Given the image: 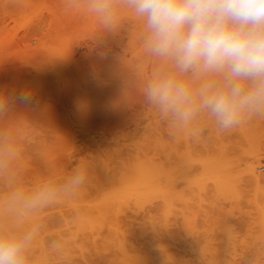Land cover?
I'll return each instance as SVG.
<instances>
[{"label": "rangeland", "instance_id": "rangeland-1", "mask_svg": "<svg viewBox=\"0 0 264 264\" xmlns=\"http://www.w3.org/2000/svg\"><path fill=\"white\" fill-rule=\"evenodd\" d=\"M161 80L188 90L187 120L149 100ZM236 84L264 93V79L155 55L127 0L103 16L92 0H0V238L21 243L23 264H264V172L250 174L264 104L226 131L203 107ZM142 193L153 201H131Z\"/></svg>", "mask_w": 264, "mask_h": 264}, {"label": "clouds", "instance_id": "clouds-1", "mask_svg": "<svg viewBox=\"0 0 264 264\" xmlns=\"http://www.w3.org/2000/svg\"><path fill=\"white\" fill-rule=\"evenodd\" d=\"M135 14L146 21L151 51L171 58L183 70H227L232 78L264 79V0H127ZM92 11L106 15L109 0H92ZM148 98L178 120L191 112L189 92L172 80L149 85ZM27 101L29 96L22 94ZM264 104V93L242 94L232 87L231 95H206L203 107L216 118L221 130L238 122L240 108ZM3 105L0 104V107ZM86 174L74 182L82 184ZM0 264H23L22 245L0 238Z\"/></svg>", "mask_w": 264, "mask_h": 264}, {"label": "bare ground", "instance_id": "bare-ground-1", "mask_svg": "<svg viewBox=\"0 0 264 264\" xmlns=\"http://www.w3.org/2000/svg\"><path fill=\"white\" fill-rule=\"evenodd\" d=\"M153 62H154V61H153ZM153 71H154V69H153ZM71 72H72V71H71ZM71 77H72V76H71ZM152 77H153V76H152ZM151 79H152V78H151ZM153 80H154V78H153ZM155 81H156V80H155ZM153 82H154V81H153ZM66 84H67V83H66ZM69 84H70V83H69ZM68 88H69V87H68ZM66 97L69 98L68 95H67ZM200 105H201V104H200ZM186 107H187V106H186ZM187 108H188V110H189V109H192V108H196V106H195V107H191V106H190V107H187ZM189 111H190V110H189ZM194 111H195V110H194ZM191 113H192V111H191ZM77 116H78V115H77ZM262 171L264 172V167H262V166H261V167H257V168L253 167V168L250 169V174H251L252 176L255 177V178H254V181H255L256 183H258V184H260L259 182L263 179V175H264V174H263V175L261 174ZM259 172H261V173L259 174ZM261 178H262V179H261ZM260 179H261V180H260ZM263 180H264V179H263ZM228 182H229V183L231 182L232 184H233V183L236 184L235 182H232V181H228ZM251 182H253V180H252ZM255 182H254V183H255ZM261 183H263V182H261ZM212 184H213V182H212ZM252 184H253V183H252ZM218 185H220V184L218 183ZM218 185L216 184V186H214V184H213V185H211V186H214V188H216ZM253 185H254V184H253ZM255 185H256V184H255ZM255 185H254V186H255ZM142 186H143V184H142ZM142 186H141V188H143ZM235 186H237V184H236ZM200 187L203 189V186H200ZM200 187H199V188H200ZM219 187H221V185H220ZM223 187H225V185H224ZM201 188H200V189H201ZM212 188H213V187H212ZM217 189H218V188H217ZM219 189H220V188H219ZM241 189H242V188H241ZM222 190H223V189H222ZM224 190H225V189H224ZM260 190H261V185H260ZM202 191L204 192V190H202ZM216 191H217V190H216ZM218 191H219V190H218ZM236 191H237V190H236ZM238 191H239V190H238ZM222 192H223V193H222V196H221V197H223V195L225 194L224 191H222ZM236 193H238V192H236ZM215 194H216V196H217V192H216ZM219 194H220V193H219ZM227 194L230 195L231 193H228V192H227V193L225 194L226 198H227ZM238 194L242 195L241 192L238 193ZM240 195H239V196L237 195V197H238V198H241ZM219 196H220V195H219ZM225 196H224V197H225ZM233 196H234V195H232V197H233ZM228 197H229V196H228ZM237 197H236V198H237ZM128 198H129V197H128ZM128 198H121V200H120L121 202H120L119 204L124 203L125 201H126V202H127V201H130V199H131V201H132V200H133L134 202H135V201H136V202L139 201L140 203L142 202V201H141L142 199H146V200H143V202H145V201H147V200H150V199L152 200L151 197L149 198V197L145 196V194H143V193H142V194L134 195L133 198H130V199H128ZM147 198H148V199H147ZM158 198H159V199H158ZM226 198H225V199H226ZM236 198H235V199H236ZM139 199H140V200H139ZM153 199H155V201L160 200V201H158V202H160V204L163 203L164 205L166 204V201H167V199H166V197H165L164 194H161V195H159V196H155V197H153ZM156 199H157V200H156ZM137 200H138V201H137ZM151 200H150V201H151ZM152 201H153V200H152ZM236 201H237V200H236ZM164 202H165V203H164ZM163 204H162V206H164ZM165 207H166V206H165ZM6 211H9V212H7L8 214H11V213H12V211H11V213H10V210H5V213H6ZM165 213H167V212H165ZM165 213H164V214H165ZM26 216H27V215H26ZM164 216H165V215H164ZM166 216H167V215H166ZM166 216H165V217H166ZM12 217H13V216L11 215V218H9V219L13 220ZM28 217L32 218L31 216H28ZM165 217H164V219H166ZM15 219H16V218H15ZM32 219H33V218H32ZM159 219H160V218H159ZM164 219H163V217H162V219H160V221H161V220H164ZM4 220H5L6 222H5ZM7 220H8L7 218H3V221H4V223H6V224H7ZM17 220L20 221L19 219H16V222H17ZM160 221H159V225L162 224ZM8 222H9V220H8ZM22 222H23V220L20 222V224H21ZM164 222H165V221H164ZM164 222H163V223H164ZM27 223H28V222H27ZM31 223H32V220H31ZM17 224H19V222L15 223V227L17 226V228H18V225H17ZM20 224H19V225H20ZM25 224H26V223H25ZM29 224H30V223H29ZM29 224H28V226H27V225H24V224L22 223V224H21V225H22L21 228H19L18 230H21V229H23V228H24V230H25V229H26L25 227H27V229H28V227L30 228L31 225H29ZM10 226H11V225H10ZM10 226H9V224H8V227H10ZM12 227H13V226H12ZM19 227H20V226H19ZM162 227H163V226H162ZM13 228H14V227H13ZM32 228H33V226H32ZM164 228H165V227H164ZM27 229H26V230H27ZM30 229H31V228H30ZM24 230H23V231H24ZM165 230H166V229H165ZM23 231H22V232H23ZM123 247H124V246H123ZM123 247H122V246H121V248L119 247L121 251H122ZM41 248H42V247H41ZM124 249L127 250L126 247H124ZM120 250H119V251H120ZM128 250L131 251L129 248H128ZM127 252H128V251H127ZM128 253H129V252H128ZM129 254H130V253H129ZM131 254H133V253H131ZM121 255L125 256L126 254H124V251H122V252H121ZM134 255L136 256V254H134ZM123 256H122V257H123ZM135 256H134V257H135ZM137 256H138V255H137ZM140 258H141V257H140ZM43 259H44V258H43ZM141 259L143 260V257H142ZM40 260H41V259H40ZM40 260H39V261H40ZM44 260H45V259H44ZM41 261H43V260H41ZM41 261H40L41 264H48V263H47L48 261H47V262H41ZM143 261H145V258H144ZM142 263H143L142 261L137 260L136 257L133 258V256H131V255H130V256H129V255H126L125 257H123V264H142ZM50 264H51V263H50ZM145 264H146V263H145Z\"/></svg>", "mask_w": 264, "mask_h": 264}]
</instances>
